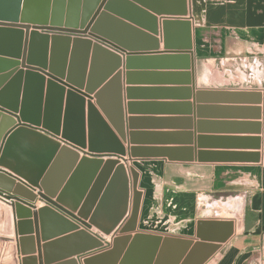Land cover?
I'll list each match as a JSON object with an SVG mask.
<instances>
[{
    "label": "crops",
    "instance_id": "0c3cea01",
    "mask_svg": "<svg viewBox=\"0 0 264 264\" xmlns=\"http://www.w3.org/2000/svg\"><path fill=\"white\" fill-rule=\"evenodd\" d=\"M149 1L163 9L179 5L178 0ZM187 3L185 18L156 16L159 33L156 44L127 34L134 57L127 68L132 74L130 81L125 77V54L116 52L121 58L118 71L121 72L126 132V141L121 145L126 157L89 154L86 149H77L40 128L26 126L47 140L19 138L0 171L12 176L36 199L29 201L4 193L31 210L49 205L38 196L42 190L12 170L29 178L37 176L38 182L51 194L50 199L81 222L90 224L87 229L70 217L106 247L130 212L131 192L128 212L117 223L123 194L121 178L115 179V174L123 165L129 184L128 170L138 174L137 189L142 193L136 233L192 239L198 220L232 221V236L205 264H264V0H187ZM165 19L190 21V56L183 58L172 53L182 48L185 31L181 27L169 32L170 50L164 49L160 24ZM104 67L102 61H97L98 71ZM126 89L134 90L130 99L126 97ZM199 91L259 92L261 103H236L227 98L197 95ZM130 103L134 104L135 111L127 110L126 105ZM255 107L261 110L258 120L254 119V110H234ZM128 119L134 120L131 129ZM128 132L137 135L135 145L130 144ZM255 138L260 144L257 150L253 149ZM131 147L189 149L194 158L197 153H258L259 161L130 160ZM228 194H236L234 203L229 204L234 212L232 217L204 219L197 215L202 196ZM113 225L108 235L98 229L108 230ZM44 229L48 234L60 230L48 219H44ZM62 250L60 246L52 248L51 256L57 258ZM32 256L36 257L37 253ZM80 257L74 258L78 261Z\"/></svg>",
    "mask_w": 264,
    "mask_h": 264
},
{
    "label": "water",
    "instance_id": "95a60500",
    "mask_svg": "<svg viewBox=\"0 0 264 264\" xmlns=\"http://www.w3.org/2000/svg\"><path fill=\"white\" fill-rule=\"evenodd\" d=\"M178 4L163 9L149 0H0V166H6L5 159L19 138L47 140L28 127L40 128L77 149H86L89 154L126 157L121 145L126 141L118 71L121 58L116 52L125 54V77L130 81L132 74L127 68L134 57L127 34L156 44L155 37L159 34L156 16L187 17V0H178ZM160 26L165 50L171 46L169 32L181 27L185 31L182 48L172 53L183 58L190 56V21L165 19ZM97 61L104 63L103 70L96 69ZM125 94L130 99L134 90L126 89ZM197 95L227 98L236 103H261L259 92L199 91ZM126 107L129 112L135 111L134 104ZM234 110H254V119H260L259 107ZM127 122L131 129L134 120ZM136 136L128 132L131 145H135ZM102 138L103 143L98 141ZM253 141V149H259V139ZM190 152L189 149L131 147L129 158L210 163L259 161L258 153H197L194 158ZM12 171L42 190L38 196L49 205L31 210L18 201L11 204L0 201V264H78V261L80 264H205L233 234V222L227 220H198L192 239L136 233L142 196L137 189L138 174L128 170L129 184L127 172L120 165L115 179L121 178L123 195L117 223L128 212L129 192L130 212L105 247L102 240L70 217L87 229L90 224L81 222L50 199L51 194L37 176L29 178L15 169ZM0 191L29 201L36 199L3 171H0ZM44 219L57 224L60 230L48 234ZM114 227L98 229L108 235ZM57 246L63 248L62 253L52 257L51 250ZM34 253L36 257L32 256ZM78 256L81 257L77 261L74 257Z\"/></svg>",
    "mask_w": 264,
    "mask_h": 264
},
{
    "label": "rangeland",
    "instance_id": "374dc122",
    "mask_svg": "<svg viewBox=\"0 0 264 264\" xmlns=\"http://www.w3.org/2000/svg\"><path fill=\"white\" fill-rule=\"evenodd\" d=\"M236 198V194L228 195H215L211 198L202 196L201 201H198L199 209L197 215H201L204 219H221L226 217H232L234 212L229 204L234 203L233 199Z\"/></svg>",
    "mask_w": 264,
    "mask_h": 264
},
{
    "label": "built area",
    "instance_id": "2783aa9c",
    "mask_svg": "<svg viewBox=\"0 0 264 264\" xmlns=\"http://www.w3.org/2000/svg\"><path fill=\"white\" fill-rule=\"evenodd\" d=\"M0 201L5 204H11L13 202H16V200H13L8 194L4 192H0Z\"/></svg>",
    "mask_w": 264,
    "mask_h": 264
}]
</instances>
